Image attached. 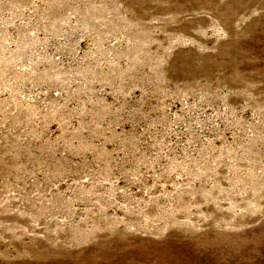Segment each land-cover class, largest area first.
<instances>
[{
	"label": "rangeland",
	"instance_id": "rangeland-1",
	"mask_svg": "<svg viewBox=\"0 0 264 264\" xmlns=\"http://www.w3.org/2000/svg\"><path fill=\"white\" fill-rule=\"evenodd\" d=\"M0 264H264V0H0Z\"/></svg>",
	"mask_w": 264,
	"mask_h": 264
}]
</instances>
